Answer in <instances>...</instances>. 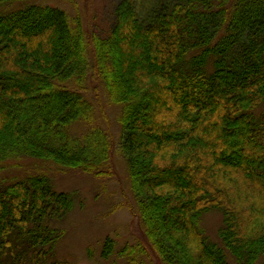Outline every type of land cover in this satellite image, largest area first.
Here are the masks:
<instances>
[{"label":"trees","instance_id":"16d2710c","mask_svg":"<svg viewBox=\"0 0 264 264\" xmlns=\"http://www.w3.org/2000/svg\"><path fill=\"white\" fill-rule=\"evenodd\" d=\"M113 12L101 36L78 13L0 0V172L31 160L111 177L119 157L160 263L264 264V0H119ZM105 104L117 134L98 124ZM2 175L0 264H70L53 259L54 225L73 194L45 173ZM210 210L221 246L199 228Z\"/></svg>","mask_w":264,"mask_h":264},{"label":"rangeland","instance_id":"374dc122","mask_svg":"<svg viewBox=\"0 0 264 264\" xmlns=\"http://www.w3.org/2000/svg\"><path fill=\"white\" fill-rule=\"evenodd\" d=\"M37 3L50 4L65 9L70 14L78 13L85 27L99 35H105L114 21V8L119 0H34ZM144 5L150 0H141ZM5 8H13L8 5ZM93 95L99 94L101 89L92 79ZM117 106L105 104L104 113L109 125L98 112V124L117 134ZM264 112V106L256 111L259 118ZM81 127H76L75 133H80ZM115 163V164H114ZM114 171L111 177H94L77 171H60L42 161H26L10 163L4 169L7 180H17L27 176L45 173L57 191L69 192L74 196L72 211L62 221H57L55 227L61 230V238L54 248L55 260L67 261L70 264H127L125 256L118 253L125 247L140 245L146 254L140 257L146 264H162L154 252L147 246L144 232L140 225L134 200L130 191L124 162L115 158ZM222 225V214L217 210H210L199 220L201 228L208 240L221 246L218 236ZM111 238L114 251L108 258L101 256L104 241ZM230 264H236L233 259ZM256 264H261L258 261Z\"/></svg>","mask_w":264,"mask_h":264}]
</instances>
